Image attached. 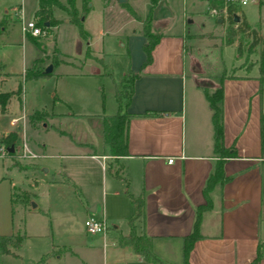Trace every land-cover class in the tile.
<instances>
[{
  "label": "crops",
  "instance_id": "obj_1",
  "mask_svg": "<svg viewBox=\"0 0 264 264\" xmlns=\"http://www.w3.org/2000/svg\"><path fill=\"white\" fill-rule=\"evenodd\" d=\"M180 1L184 9L186 0ZM188 1L192 6L198 0ZM202 1L204 15L213 21L212 31L217 28L215 31L221 32L220 37L227 26L228 15L209 16L206 13L210 7L208 2L214 4L217 0ZM100 2L103 7L110 6L109 0ZM19 3L21 8V0ZM231 7L232 28L243 21L249 30L264 37L249 25L242 6ZM255 7L261 9V21H264V0L258 1ZM181 17V33H159L150 51V62L140 70L143 59L140 47L144 39L136 28H131L125 36V53L129 58L127 68L138 75L132 82V92L123 109L131 114L155 113L128 119L126 154L115 158L108 154L98 137L100 114L83 115L95 123L94 138L85 129L82 138L69 136L79 149L72 155L79 156L84 162L83 178H95L97 173L100 174V206L97 208L95 203L85 205L83 218L97 212V216L110 222L104 235L93 237L94 234H89V244L86 245L91 247L93 243H99L101 252L110 254L111 258L102 259V264H155L143 260L129 245L117 243L118 235L128 232L131 199L138 196L141 207L139 215L132 220L134 232L149 239L150 252L161 263H177L181 237L192 227L194 208L205 202L202 186L217 161H220L227 179L213 184L207 192L209 206L199 214L197 232L200 237L193 241L188 251V264H248L256 243L264 241V85L259 89L257 72H246L247 65L240 69V73L221 77V97L216 102L221 122V145L222 149L234 153L233 156H224L213 147L207 93L199 92L187 76L182 60L185 36L195 42L210 41L214 35L212 31L198 33L199 28H204L199 21L192 33L186 34V25L192 24L193 19L185 12ZM151 21L161 23L162 27L166 23L156 18ZM136 23L141 25L140 21ZM241 36L249 41L245 33ZM236 40H239L238 35L230 45H235ZM221 42H224V35ZM243 44L240 43V51L247 45ZM88 48L91 58L99 59L89 45ZM254 67L256 69L252 63L250 69ZM88 72L96 73V70L90 66ZM10 78L0 73V92H3L1 86ZM116 83L112 81V86ZM216 86L217 83L214 88ZM13 96H9L0 112H6ZM47 114L48 120L53 118L54 113ZM19 116L11 115L8 120L10 128L1 133L10 131L12 126L17 132L20 126L13 122L22 119L21 114ZM41 128L46 129L43 124ZM43 146L40 143L37 147L41 149ZM167 157H171L170 162L166 161ZM56 174L60 178L50 180V184L67 182L75 186L71 176L62 172ZM29 196L30 203L32 195ZM29 207L34 208L35 204ZM9 254L14 253L10 251ZM255 264H264V255Z\"/></svg>",
  "mask_w": 264,
  "mask_h": 264
},
{
  "label": "rangeland",
  "instance_id": "obj_2",
  "mask_svg": "<svg viewBox=\"0 0 264 264\" xmlns=\"http://www.w3.org/2000/svg\"><path fill=\"white\" fill-rule=\"evenodd\" d=\"M158 1L150 8L148 0H124V3L109 0L108 7H103L100 0H91L81 23L88 35L89 47L100 59V62L91 63L88 61L90 52L86 57L76 28L67 22L61 11L53 9L51 16L56 23L39 36L31 37L20 31L19 20L13 15L19 0H0V19H5L4 32L0 36V73L11 77L1 86V91H14L19 86L18 96L14 95L9 100L6 112H0V136L10 128L8 120L11 115L22 116L13 122L20 127L12 147V158L22 170L10 164L11 160L0 144V235L20 236L17 246H8L14 254L0 253V264H102V259L111 258L109 253L101 252L99 243L86 246L89 234L81 225L83 207L95 203L99 208L100 174L97 173L95 178H83L84 162L79 156L72 155L79 149L69 136L82 138L85 129L94 138L95 123L83 115L101 116L116 111L112 81L118 83L128 69L129 58L124 41L131 28L141 32V25L136 21L147 16L160 19L166 22L164 27L159 22L150 21L156 33L180 34L181 13L185 12L193 19L192 24L186 25V34L192 33L199 22L204 24V28H199L198 33L212 31L213 21L204 15L202 0L193 2L192 6L186 0L184 9L180 0ZM255 4L257 2H249L241 8L249 25L264 36L261 9L258 10ZM75 6L79 7L78 1ZM35 8L36 0H21L23 23L33 22ZM216 29L212 31L214 37L209 38L210 41L193 42L185 36L184 70L202 94L212 92L218 80L216 76L240 73L246 65V72L256 71L255 67H250L252 63L256 65L257 46L250 52L243 49L236 55L234 44L224 46L221 42L224 30L219 37L221 32ZM238 39L243 45L248 42L241 35ZM50 64L49 73L37 78H23L24 73L42 71ZM90 66L96 73L89 74ZM34 110L54 113L50 120L45 117L46 129L41 125L30 128L26 123V116ZM10 131H16L14 126ZM97 131L100 139V121ZM22 141L36 154L34 158L20 159L16 156ZM40 143L44 145L41 149L37 147ZM57 172L71 176L75 186L67 182L50 184V180L60 178ZM11 187L17 195L26 193L28 201L32 195L35 207L30 208L29 202L22 204L18 197L10 202ZM97 215L95 212L93 216ZM104 221L110 225L107 219Z\"/></svg>",
  "mask_w": 264,
  "mask_h": 264
},
{
  "label": "trees",
  "instance_id": "obj_3",
  "mask_svg": "<svg viewBox=\"0 0 264 264\" xmlns=\"http://www.w3.org/2000/svg\"><path fill=\"white\" fill-rule=\"evenodd\" d=\"M76 1L79 2V7L75 6ZM90 0H36V8L33 12L32 19L36 27L40 31H45L56 23L51 16L53 9L61 11L69 24L73 25L77 30V36L79 41L84 45V54L86 57L89 55L88 48V35L82 28V20L89 8L88 3ZM150 8H152L158 0H148ZM124 3V2H121ZM210 7L219 8L221 3L217 1L216 3L208 2ZM127 7V6H126ZM128 8V7H127ZM228 15L227 26L224 31V45H230L235 35H242L245 33L246 37L249 39L245 50L250 52L254 47L257 46V60H256V80L258 82V87L264 85V37H259L255 34L254 31L249 30L246 24L243 21H239L235 28H232L230 14L232 13V7L228 6L226 8ZM4 15V14H3ZM135 19L138 18L134 15ZM151 19L149 16L140 21L141 23V36L144 41L141 44V52L143 54V59L139 65V70L143 68L150 62V51L156 43L159 33H156L155 29L150 24ZM5 19L4 17L0 19V36L4 32ZM240 43L239 40H236L235 43V53L238 55L240 53ZM96 62H100L99 59H94L89 57ZM45 75L42 71L26 74L24 73L23 78H37ZM137 73L131 72L129 69L121 76L117 84H114V99L116 102V111L113 114L101 115L100 116V138L101 142L106 146L108 154L112 157H118L126 154V128L128 119L131 116H146L153 115L154 112L144 111L140 114H131L124 111L123 107L128 102L129 96L132 92V82L137 77ZM217 86L213 89L210 94H206V100L211 109V126H212V143L215 150L219 151L224 156H233L234 153L228 149H222L221 145V122L219 108L216 104L221 97V87L220 79L217 78ZM19 94V86L17 85L14 91L0 92V111L4 109V105L11 95L16 97ZM48 114L42 110H34L26 116V123L30 128H35L37 125H45V117ZM16 131H7L6 133L0 136V144L5 148L6 153L8 154L11 165L18 170H22L17 161L13 157L12 151H7L9 146L13 147L14 141L16 139ZM113 174L116 175V172L113 171ZM227 177L223 175L220 161H217L213 167V170L206 177L204 184L202 186V195L205 198L204 204L198 205L194 208V219L192 222V227L190 231L181 237V247H180V260L177 263L169 264H188L187 256L188 251L194 240L200 237L197 232V221L199 214L202 210L206 209L209 206V201L207 197V192L215 183H222L226 180ZM15 197L22 203H28L27 194L21 193L19 195L15 194L13 187L10 191V202H14ZM132 203V215L127 218L128 223V232L126 235H118L117 243L120 245H129L132 250L139 254L141 258L145 261H149L155 264L161 263L151 252H150V242L149 239L142 235L136 234L133 230L132 220L139 215L141 207V198L135 197L131 199ZM20 236L10 237L6 235H0V253L9 254L10 251L8 246L15 247L19 244ZM264 255V241L256 243L254 249V255L249 261L248 264H255L262 256Z\"/></svg>",
  "mask_w": 264,
  "mask_h": 264
},
{
  "label": "built area",
  "instance_id": "obj_4",
  "mask_svg": "<svg viewBox=\"0 0 264 264\" xmlns=\"http://www.w3.org/2000/svg\"><path fill=\"white\" fill-rule=\"evenodd\" d=\"M183 1V0H182ZM221 3V6L219 8L209 7L206 10V13L209 16H227L226 8L228 6H244L245 4L249 2H258L260 0H217ZM21 8L20 3L18 8H16L15 13L13 14L18 20H19V29L20 31L26 32L31 37H37L40 33L43 31H40L38 27L34 25V23L30 20L26 21L25 23L21 20ZM13 119H11L12 121ZM0 155H2V152H0ZM16 156L20 159H29L34 158L36 154L32 153L25 145V143L22 141L18 145V150L16 153ZM171 157H167L166 161L170 162ZM82 227L84 231L87 234H95L98 233L100 235H104L108 226L106 225L103 217H94L91 215H87L83 218ZM115 264V263H110Z\"/></svg>",
  "mask_w": 264,
  "mask_h": 264
},
{
  "label": "water",
  "instance_id": "obj_5",
  "mask_svg": "<svg viewBox=\"0 0 264 264\" xmlns=\"http://www.w3.org/2000/svg\"><path fill=\"white\" fill-rule=\"evenodd\" d=\"M123 1H124V0H117V2H119V3L123 2ZM233 20H235V19H233ZM50 68H51L50 65H47L46 67H44V69H43V73H44V74H45V73H49V72H50ZM7 151H12V147L9 146V147L7 148ZM29 204H30L31 207L34 206V204H33L32 202H30Z\"/></svg>",
  "mask_w": 264,
  "mask_h": 264
}]
</instances>
